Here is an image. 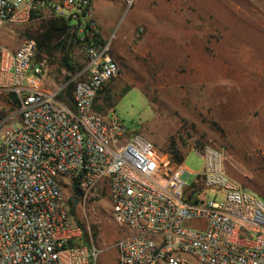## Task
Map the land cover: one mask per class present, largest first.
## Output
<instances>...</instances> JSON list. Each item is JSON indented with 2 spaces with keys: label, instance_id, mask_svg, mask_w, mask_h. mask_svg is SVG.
I'll list each match as a JSON object with an SVG mask.
<instances>
[{
  "label": "built area",
  "instance_id": "2783aa9c",
  "mask_svg": "<svg viewBox=\"0 0 264 264\" xmlns=\"http://www.w3.org/2000/svg\"><path fill=\"white\" fill-rule=\"evenodd\" d=\"M50 17L67 21L83 58L70 97L67 84L42 88L47 63L34 39L0 45V93L16 97L0 120V264H95L66 186L82 205L107 192L112 220L129 230L115 244L117 264H264V202L225 173L220 149L193 151L204 188L224 198L194 201L182 162L131 135L113 109H95L119 67L91 0H0V29Z\"/></svg>",
  "mask_w": 264,
  "mask_h": 264
},
{
  "label": "rangeland",
  "instance_id": "374dc122",
  "mask_svg": "<svg viewBox=\"0 0 264 264\" xmlns=\"http://www.w3.org/2000/svg\"><path fill=\"white\" fill-rule=\"evenodd\" d=\"M128 1L91 0L97 30L119 67L95 109H113L131 135L165 150L172 163L183 159L186 185H198L209 200L222 201L224 194L203 187V159L193 150L220 149L225 173L264 202V0ZM43 20L5 25L0 45L15 50L37 38ZM41 55L47 63L42 88L67 84L66 94L83 61L80 52L67 40ZM15 109L11 94L0 93V120ZM64 193L72 201L69 186ZM110 212L102 191L71 213L84 243L99 251L95 264H117L115 244L127 234Z\"/></svg>",
  "mask_w": 264,
  "mask_h": 264
},
{
  "label": "trees",
  "instance_id": "16d2710c",
  "mask_svg": "<svg viewBox=\"0 0 264 264\" xmlns=\"http://www.w3.org/2000/svg\"><path fill=\"white\" fill-rule=\"evenodd\" d=\"M43 23H44L43 24V31L39 34V36L37 38L34 39L36 41L38 52L40 54H41V52L49 53L54 46L57 47L58 45H64L67 40H68L69 44L75 46V42L72 39V37L70 36V33L68 31L69 25L65 19H63L61 17H50L48 19L43 20ZM61 37H63V38H61ZM55 40H57V42L54 44ZM64 63L72 69L71 65L67 61V58L64 59ZM71 89H72V84H69L67 92H66V95L68 97H70ZM11 97L14 100V102H16L15 95L12 94ZM182 161H183V159H182ZM182 161H180V162H182ZM197 186L192 185L187 190V192H186L187 198L193 199L194 201H200L201 200V196L204 192L202 194L201 193L199 194V190H198ZM73 195L77 196V191H76L75 187L73 188ZM69 203H70V213L73 214L75 206L72 205V201H70ZM83 243H84V238H83Z\"/></svg>",
  "mask_w": 264,
  "mask_h": 264
},
{
  "label": "crops",
  "instance_id": "0c3cea01",
  "mask_svg": "<svg viewBox=\"0 0 264 264\" xmlns=\"http://www.w3.org/2000/svg\"><path fill=\"white\" fill-rule=\"evenodd\" d=\"M98 37H99L100 41H105L104 33L101 32L100 30H98ZM11 96H12V94H11ZM126 231H127V233L129 232V230H127V229H126Z\"/></svg>",
  "mask_w": 264,
  "mask_h": 264
},
{
  "label": "water",
  "instance_id": "95a60500",
  "mask_svg": "<svg viewBox=\"0 0 264 264\" xmlns=\"http://www.w3.org/2000/svg\"><path fill=\"white\" fill-rule=\"evenodd\" d=\"M77 204V198L73 197L72 198V205L75 206Z\"/></svg>",
  "mask_w": 264,
  "mask_h": 264
}]
</instances>
